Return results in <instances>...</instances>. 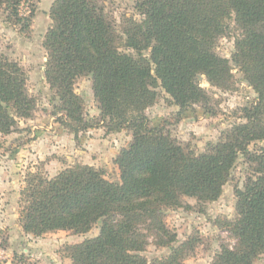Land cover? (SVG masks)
I'll return each mask as SVG.
<instances>
[{
    "label": "trees",
    "instance_id": "16d2710c",
    "mask_svg": "<svg viewBox=\"0 0 264 264\" xmlns=\"http://www.w3.org/2000/svg\"><path fill=\"white\" fill-rule=\"evenodd\" d=\"M25 0H0L5 19L20 32L30 28L32 11L21 14ZM133 12L119 22L102 0H54L43 47V75L56 98L55 109L73 133L101 124L107 132L127 129L131 141L114 159L119 181L102 171L76 164L52 177L29 172L20 190L19 221L25 233L40 236L54 230L98 233L67 245L70 264H181L192 241L174 244L164 211L183 197L198 202L218 198L239 158L247 164L241 187L235 186V216L223 228L235 238L222 245L210 264H253L264 253V0H134ZM233 21L231 59L257 100L244 109V121L221 132L203 151L173 137L168 120L151 125L145 109L162 88L178 107L176 117L194 105L215 113L198 80L213 86L231 84L229 60L216 44ZM91 80L98 119L83 117V102L74 92L78 77ZM26 73L0 52V133L29 118L35 100ZM169 252L148 260L150 243ZM12 264H35L14 255Z\"/></svg>",
    "mask_w": 264,
    "mask_h": 264
},
{
    "label": "rangeland",
    "instance_id": "374dc122",
    "mask_svg": "<svg viewBox=\"0 0 264 264\" xmlns=\"http://www.w3.org/2000/svg\"><path fill=\"white\" fill-rule=\"evenodd\" d=\"M53 1L22 2L21 14L28 15L32 11L30 28L26 32H20L17 26L10 24L5 13L0 11V52L23 68L27 91L35 100L31 117L20 119L15 131L0 133V264H12L15 254L24 255L35 264H70L67 245L95 236L98 224L84 233L69 230H54L40 236L25 233L19 221V198L24 179L29 172L40 171L52 177L67 167L84 164L102 171L107 180L117 182L119 170L114 159L131 141V132L127 129L107 132L101 124L75 134L62 123V113L55 109L56 98L43 75L46 60L43 38L51 23L49 9ZM133 2L102 0L106 12L116 22L122 14L133 12ZM229 24V29L216 44V52L229 60L231 84L226 88L216 87L203 75L198 78L215 113L194 105L178 118V107L160 87L155 88L156 98L145 109L151 125L168 120L171 135L196 152L203 151L208 143L216 142L221 132L232 124L243 122L244 109L257 100V94L231 59L235 37L240 30L233 21ZM73 88L83 102L84 119H98L99 109L91 80L87 76L78 77ZM254 147H264V139L250 145L251 149ZM246 171V162L239 158L217 199L201 203L195 198L183 197L180 206L165 209L166 225L176 234L174 244L193 242L181 264H210L222 245L235 244V238L222 223L235 216L234 189L242 186ZM168 252V248L156 247L150 241L143 255L151 260ZM253 264H264V253Z\"/></svg>",
    "mask_w": 264,
    "mask_h": 264
}]
</instances>
